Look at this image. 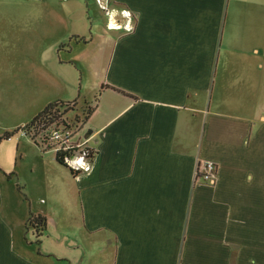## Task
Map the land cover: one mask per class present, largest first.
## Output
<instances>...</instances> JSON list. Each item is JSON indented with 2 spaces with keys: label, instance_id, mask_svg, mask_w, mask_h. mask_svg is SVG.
I'll use <instances>...</instances> for the list:
<instances>
[{
  "label": "crops",
  "instance_id": "obj_1",
  "mask_svg": "<svg viewBox=\"0 0 264 264\" xmlns=\"http://www.w3.org/2000/svg\"><path fill=\"white\" fill-rule=\"evenodd\" d=\"M8 2L42 19L51 7L60 23L51 4ZM113 2L132 11L134 30L112 35L110 46L104 39L93 52V36L69 29L35 43L46 37L38 28L8 34L0 50L8 58L0 85L21 90L37 113L76 99L73 62L83 76L105 58L84 122L90 171L73 176L54 154L51 178L39 183L45 205L22 207V237L30 213L46 218L35 253L17 240L0 175V264H264V0ZM205 160L219 166L215 183L196 176ZM27 168L0 172L22 191L23 175L39 171Z\"/></svg>",
  "mask_w": 264,
  "mask_h": 264
},
{
  "label": "rangeland",
  "instance_id": "obj_2",
  "mask_svg": "<svg viewBox=\"0 0 264 264\" xmlns=\"http://www.w3.org/2000/svg\"><path fill=\"white\" fill-rule=\"evenodd\" d=\"M38 1L45 2V4H51L55 8H57L58 12L61 15V20L59 19L60 23H54V20L51 18L53 17V13L56 12L55 10H52L51 7L47 8L44 11L46 17L42 19V17H38L36 15V12H34V10L16 6L17 4H21V2H8V0H0V50H8V34L14 36L13 33L20 35V32H22L23 34L33 35L32 32L35 33L38 28L47 30L45 33L46 37L44 39L37 40L35 36H32L31 38L35 43H41L43 41L51 40L47 37V35H51L52 39L57 37L59 39L61 37L65 38L66 33L64 31H67L69 29L72 31V33H78L81 36H86L87 40L91 36H93V41L91 42L90 46V49H92L93 52H95L97 46L103 43V41L105 40L108 41V45L110 46V37L117 33L123 32L121 29H107V24L111 18L101 8V4H107L109 9H113V18L122 20L120 10L124 7V5H122L121 3H111L112 0ZM5 2H8V4L11 5H8ZM25 24L26 26H28V28L20 31V26ZM65 42L68 43V39H66ZM28 45L30 48V42H28ZM65 47L67 46H64V48ZM240 48L241 46L238 44L234 47L235 50H240ZM88 53L90 54L89 50ZM46 60H49V56H46ZM104 60V56L102 58H94L93 61L90 60L87 63L89 67H84V70L86 72H84L83 76L80 69V62L75 61L72 63L73 69H77V77L79 78V76L81 75V79L77 80V83L75 84L76 88L73 85L68 88L69 90H71V94H75L77 96L75 99V110L68 113L70 119H72L75 114H78L82 118V109L86 107L85 104H91V102H93L92 97L95 94V87L100 80L99 76L101 68L103 67V64L105 62ZM3 70H7L8 72V58L0 57V71ZM78 83H80V85ZM21 94L22 91L19 89H6L4 88V85H0V110L3 111V114L0 115V137L5 132L13 131L19 125L26 124L27 122H29V120H31V118L34 117V115L37 114L36 110L39 108L38 105H34L35 103H27V105H24V98ZM81 125L83 126V133H85L87 130V125L86 123H81ZM19 131L16 134L12 135L10 139H0V168H4V170L9 174L12 172V170H23L28 166L36 167L38 165L39 171H33L32 175H23V180L26 181L25 184L27 185L25 188H23L22 191L18 189L15 177L7 179L2 170L0 172V175L1 177L3 176L5 180V182L2 180V186L5 185L4 183L8 184V200L6 206L8 205V216L10 217L12 222H14V230L15 232L18 231L17 240L29 251H33L35 253L37 252V246L32 238L31 229H29L28 233H25L26 237H22V207L26 208L28 204H38L40 206L45 205L44 201L48 200V196H46L45 192L47 187L39 183L43 180L42 177H44L45 180H47V177L51 178L50 174H52V172L50 171L49 174L48 167L50 165H54L53 163L55 162V160H53V155L55 154V152L49 150L45 154H43L41 152L42 150L38 146H36L34 142L28 140L23 136H20L21 134ZM20 184L21 186L23 185V183ZM51 185L52 190L56 192L59 191L57 187H55L53 184ZM13 195L17 199V203H14L15 207L10 201L11 198L13 199ZM66 197L67 196H63V199L65 200ZM41 198H43L44 200H41ZM68 204L69 201L66 204V208L68 207ZM63 205H65L64 202ZM103 252L104 251L99 249L98 251L95 250L93 253V258L102 257ZM104 257L107 258L108 253H106ZM48 258L57 261L54 257Z\"/></svg>",
  "mask_w": 264,
  "mask_h": 264
},
{
  "label": "built area",
  "instance_id": "obj_3",
  "mask_svg": "<svg viewBox=\"0 0 264 264\" xmlns=\"http://www.w3.org/2000/svg\"><path fill=\"white\" fill-rule=\"evenodd\" d=\"M101 8L111 18L108 22L109 29H121L125 33L133 32L134 16L130 9L123 7L120 10L122 20H117L113 18V9H109L107 4H101ZM70 112L73 111L64 112L60 108L55 113L54 122L38 132L34 137L35 140H31V137L23 130L19 132L30 141L37 142L42 150H52L55 154H59L63 163L69 169L78 173L88 172L91 169L95 150L89 145L88 139L84 137L81 120H75L76 114L70 119L68 115ZM217 169H219V166L215 161H201L196 169V176L204 181L215 183L217 180Z\"/></svg>",
  "mask_w": 264,
  "mask_h": 264
},
{
  "label": "trees",
  "instance_id": "obj_4",
  "mask_svg": "<svg viewBox=\"0 0 264 264\" xmlns=\"http://www.w3.org/2000/svg\"><path fill=\"white\" fill-rule=\"evenodd\" d=\"M75 105H76L75 100L72 102L56 101V102L49 103L42 110H40L33 118H31V120H29V122H27L23 126H19V127L15 128L13 131L5 132L0 137V139H8L12 135L16 134L19 130L20 131L23 130L27 135H29L31 137V140L32 139L35 140L34 137L36 136V134L38 132L45 129L52 122H54V118H56L55 113H57L60 108L63 109L64 112L74 111ZM85 106L86 107L84 109H82V118L78 114L75 115L76 121L81 120V122L84 123L86 121V119L89 117V115L92 113L93 108L88 104H85ZM35 144H36V146L39 147V144L37 142ZM42 151H44V150H42ZM55 160L59 164L68 168L63 163L62 159L60 158L59 154H57V153L55 154ZM68 170L70 171V173L73 176H76L78 174V172H75L69 168H68ZM7 176L10 177V173ZM18 189L21 190V188H19V187H18ZM45 227H46V218L44 216H42L40 214L30 213L26 222H25V228H26L25 233H27L29 231V229H31V235L36 238V239H34V242L39 244L40 243V241H39L40 237L43 235Z\"/></svg>",
  "mask_w": 264,
  "mask_h": 264
},
{
  "label": "water",
  "instance_id": "obj_5",
  "mask_svg": "<svg viewBox=\"0 0 264 264\" xmlns=\"http://www.w3.org/2000/svg\"><path fill=\"white\" fill-rule=\"evenodd\" d=\"M84 137L87 138V137H88V134L86 133V134L84 135Z\"/></svg>",
  "mask_w": 264,
  "mask_h": 264
}]
</instances>
